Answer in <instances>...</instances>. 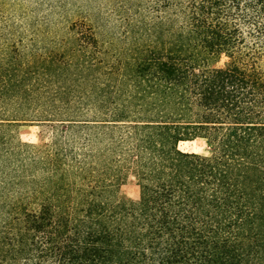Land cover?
I'll use <instances>...</instances> for the list:
<instances>
[{
  "label": "trees",
  "instance_id": "1",
  "mask_svg": "<svg viewBox=\"0 0 264 264\" xmlns=\"http://www.w3.org/2000/svg\"><path fill=\"white\" fill-rule=\"evenodd\" d=\"M116 9L128 42L118 58L53 56L41 68H62L57 79L0 72V129L49 122L52 108L95 119L59 120L52 149L0 142V264H264V0ZM81 66L105 68V96L58 91L60 107H24L45 99L36 86L84 83ZM195 138L209 156L178 149ZM129 175L139 197L119 201Z\"/></svg>",
  "mask_w": 264,
  "mask_h": 264
},
{
  "label": "rangeland",
  "instance_id": "2",
  "mask_svg": "<svg viewBox=\"0 0 264 264\" xmlns=\"http://www.w3.org/2000/svg\"><path fill=\"white\" fill-rule=\"evenodd\" d=\"M121 2L122 0H0V72L12 74L13 71L16 76L26 75L33 79L42 76L57 79L61 76L62 68L50 72L41 68L50 63L53 56L62 55L64 60H72L84 64L83 66L85 62L92 60L105 64V58H118L128 47L116 9ZM80 29L87 32L86 35L92 41L89 45L84 44L79 51L75 38ZM225 62L226 58L222 57L209 65L218 67ZM83 66L81 70H73L72 75L79 77L77 80L81 79L84 83L75 84L71 90H63L64 86L53 83L36 86L32 89L34 95L41 94L45 99L39 98L24 104V107L39 112L60 107L50 101V97L58 91H72V95L91 99L100 93L105 96V68L85 69ZM73 106H76L75 103ZM14 107L16 106L13 104L1 105L2 110L8 112H12ZM52 110L53 115L47 118L49 122H20L0 129V142L10 148L27 144L34 149L44 145L52 149L57 141L62 140L58 135L62 131L59 120H95L92 113L85 117L62 116L56 115V109ZM28 116L25 119H35L31 113ZM178 149L201 156H209L212 152V146L203 138L180 142ZM138 197L139 189L135 179L129 175L120 186L115 199L134 202Z\"/></svg>",
  "mask_w": 264,
  "mask_h": 264
}]
</instances>
